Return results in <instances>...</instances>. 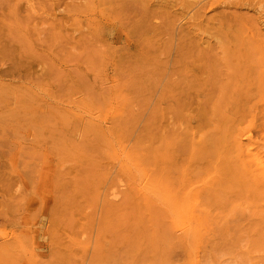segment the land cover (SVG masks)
Instances as JSON below:
<instances>
[{"label": "rangeland", "instance_id": "obj_1", "mask_svg": "<svg viewBox=\"0 0 264 264\" xmlns=\"http://www.w3.org/2000/svg\"><path fill=\"white\" fill-rule=\"evenodd\" d=\"M0 264H264V0H0Z\"/></svg>", "mask_w": 264, "mask_h": 264}, {"label": "bare ground", "instance_id": "obj_2", "mask_svg": "<svg viewBox=\"0 0 264 264\" xmlns=\"http://www.w3.org/2000/svg\"><path fill=\"white\" fill-rule=\"evenodd\" d=\"M99 121H100V120H99ZM101 123H102V122H101ZM108 134H109V133H108ZM115 144H116V143H115ZM116 146H117V145H116ZM15 147H16V146H15ZM117 152H118V151H117ZM118 153H119V152H118ZM134 172H136V171H134ZM136 174H137V173H136ZM136 174H135V175H136ZM139 178H141V177H139ZM136 184H137V182H136ZM139 184H141V183H139ZM138 186H139V185H138ZM152 189H153V188H152ZM208 193H209V192H208ZM141 197H142V196H141ZM167 206H168V205H167ZM169 206H170V205H169ZM169 206H168V207H169ZM168 209H169V208H168ZM195 214H196V213H195ZM229 220H230V219H229ZM239 221H240V220H239ZM197 222H198V221H197ZM185 224H187V223H185ZM189 224H190V223H188V225H189ZM178 225H179V223H178ZM182 226H183V225H182ZM200 226H201V224H200ZM196 227H197V226H196ZM190 228H191V227H190ZM196 229H198V227H197ZM180 233H181V231H180ZM197 235H198V234H197ZM188 248H189V247H188ZM192 249H193V248H192ZM190 253H191V252H190ZM189 258H190V257H189ZM189 258H188V259H189Z\"/></svg>", "mask_w": 264, "mask_h": 264}]
</instances>
